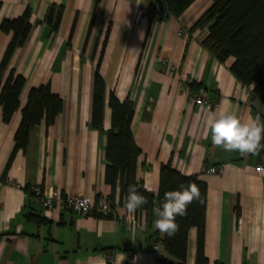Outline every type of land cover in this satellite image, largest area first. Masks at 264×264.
Segmentation results:
<instances>
[{"label": "crops", "instance_id": "obj_1", "mask_svg": "<svg viewBox=\"0 0 264 264\" xmlns=\"http://www.w3.org/2000/svg\"><path fill=\"white\" fill-rule=\"evenodd\" d=\"M156 0H0V24L30 12V31L13 52L9 70L25 79L19 108L3 123L0 106V264H158L151 246L164 233L154 214H129L104 181L105 133L110 128L108 94L132 103L131 131L141 150L136 179L156 197L159 169L169 163L207 186L203 252L208 264H264V150L242 156L211 143L209 111L227 110L241 120L260 117L264 103L230 72L233 58H214L203 46L208 25L192 27L211 6L195 0L179 17L136 23L139 8ZM61 7L56 31L46 22ZM11 35L0 31V61ZM105 85L103 131L90 127L92 76ZM49 82L62 99L54 124L34 126L25 150L2 175L29 89ZM201 97L202 106L194 104ZM264 144V139L261 141ZM215 168L217 172H208ZM43 195L67 200L84 196L111 201L113 215L74 214L61 206L44 213ZM26 216H33L27 219ZM41 221V222H40ZM197 230L188 232L186 264H195ZM123 258V260H122Z\"/></svg>", "mask_w": 264, "mask_h": 264}, {"label": "trees", "instance_id": "obj_2", "mask_svg": "<svg viewBox=\"0 0 264 264\" xmlns=\"http://www.w3.org/2000/svg\"><path fill=\"white\" fill-rule=\"evenodd\" d=\"M168 13L179 17L195 0H162ZM211 6L196 21L193 29L208 25V34L202 46L218 61L233 58L229 70L231 74L246 87L253 86L251 95L264 103V0H211ZM62 14V8L51 6L46 15V22L56 31ZM30 12L28 9L15 19H4L0 31L11 35V39L0 61V106L3 123H9L19 108L20 94L25 79L14 70H9L6 78L2 74L8 67L9 60L16 48L21 47L30 31ZM101 56L98 58L93 76L91 92L90 127L103 131V111L105 107V85L99 73ZM107 106L110 109V128L105 137L104 181L111 186L112 194L119 189L120 204L124 199L129 184H134L138 192L145 196L148 203L136 212L151 214L154 200L160 207L167 191L178 190L195 183L200 190V200L193 201L187 208V215L177 216L179 228L173 236L164 234L159 240L164 258L159 264H186L188 232L197 230L195 264H208L204 256V222L207 201V186L196 176H184L174 170L169 163L159 169V189L156 197L149 193L144 184L136 179L137 159L141 150L136 146L131 123L133 117L132 103L120 100L113 92L108 94ZM62 110V99L52 93L50 83L29 89L26 104L21 110L19 125L13 137V149L5 166L2 179L13 156L26 149L29 134L34 126L43 123L46 127L54 124ZM27 195H34L33 190L25 189ZM33 219V216H26ZM41 222V221H40ZM217 264V263H215Z\"/></svg>", "mask_w": 264, "mask_h": 264}, {"label": "clouds", "instance_id": "obj_3", "mask_svg": "<svg viewBox=\"0 0 264 264\" xmlns=\"http://www.w3.org/2000/svg\"><path fill=\"white\" fill-rule=\"evenodd\" d=\"M205 125L211 134V143L226 152L237 151L242 156H247L259 155L264 150V144L261 143L264 139V124L260 123L259 116L241 120L235 113L227 110L209 111ZM194 200H200V190L192 182L186 186L181 184L178 190L165 192L161 206L154 209V214L158 217L154 228L173 236L179 228L177 216L187 215L188 205ZM147 203V198L138 192L136 186L129 184L124 199L125 210L134 215L137 209Z\"/></svg>", "mask_w": 264, "mask_h": 264}, {"label": "built area", "instance_id": "obj_4", "mask_svg": "<svg viewBox=\"0 0 264 264\" xmlns=\"http://www.w3.org/2000/svg\"><path fill=\"white\" fill-rule=\"evenodd\" d=\"M168 14V10L165 8L163 1L156 0L138 9L136 13V23L138 25H144L149 21H159L166 18ZM194 104L199 106L204 104L211 105L210 103L205 102L201 97H196L194 99ZM263 170L264 167L262 165L255 169L257 173L262 172ZM208 172L215 174L217 170L215 168H210ZM32 190L34 195L42 197V205L46 215H48L51 210L61 206L68 207L77 215L93 214L101 217L113 215L111 201L105 196L98 197L95 203L90 202V200L84 196H75L63 201L58 191H50L48 194L43 195L39 188H34ZM151 252L155 261L159 264L164 258L161 244L159 242L153 243L151 246Z\"/></svg>", "mask_w": 264, "mask_h": 264}]
</instances>
